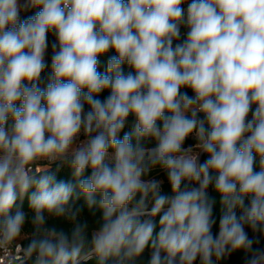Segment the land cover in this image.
Listing matches in <instances>:
<instances>
[{
    "label": "clouds",
    "instance_id": "clouds-1",
    "mask_svg": "<svg viewBox=\"0 0 264 264\" xmlns=\"http://www.w3.org/2000/svg\"><path fill=\"white\" fill-rule=\"evenodd\" d=\"M246 228L264 0H0V264H264Z\"/></svg>",
    "mask_w": 264,
    "mask_h": 264
},
{
    "label": "trees",
    "instance_id": "trees-1",
    "mask_svg": "<svg viewBox=\"0 0 264 264\" xmlns=\"http://www.w3.org/2000/svg\"><path fill=\"white\" fill-rule=\"evenodd\" d=\"M185 7H186V5H185ZM29 14H31V13H26L23 15H29ZM182 31H185V30L182 29ZM49 37H53V36L51 34H49ZM112 54H114V53H109L108 55H112ZM46 60L49 64V67L42 74L45 81H46L47 76L50 74V57H47ZM106 61H107V56L101 57V70H103L104 66L106 65ZM217 200H218V197H217ZM80 203L82 204L83 202L81 201ZM217 210H218V206H217ZM98 215L99 214L97 213V216ZM85 219L88 220L90 224L94 222L93 218L89 216L86 209H85ZM60 226L63 227L64 225H60ZM246 231L248 232L250 239H253L254 241H258V243H254V248H260V249L264 250V237H261L257 233H252V231L250 229L246 228ZM148 259H149V256H148V253L146 252L144 254V256L141 258V261L139 262V264H147ZM220 264H245L244 254L242 252L233 253L231 256L226 257L223 260H221Z\"/></svg>",
    "mask_w": 264,
    "mask_h": 264
},
{
    "label": "rangeland",
    "instance_id": "rangeland-1",
    "mask_svg": "<svg viewBox=\"0 0 264 264\" xmlns=\"http://www.w3.org/2000/svg\"><path fill=\"white\" fill-rule=\"evenodd\" d=\"M53 39H54V37H49V40L50 41H52ZM50 55H51V48L49 47V53H48V56L47 57H50Z\"/></svg>",
    "mask_w": 264,
    "mask_h": 264
}]
</instances>
